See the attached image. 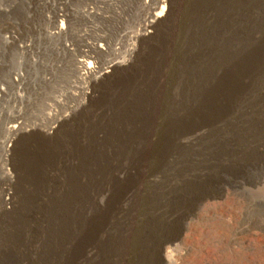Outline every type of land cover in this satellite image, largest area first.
<instances>
[{
    "label": "rangeland",
    "instance_id": "obj_1",
    "mask_svg": "<svg viewBox=\"0 0 264 264\" xmlns=\"http://www.w3.org/2000/svg\"><path fill=\"white\" fill-rule=\"evenodd\" d=\"M145 1L0 0L1 38L13 33L18 44L30 43L33 49L24 56L16 45L4 47L0 38V87L6 91L0 111L19 114L23 127L32 130L23 142L62 119L59 140L45 144L54 151L59 147L48 161L50 176L39 180L38 191L23 205V223L16 214L18 196L6 206V217L0 215V245L23 247L17 259L11 250L8 264H64L61 249L72 246L81 226L75 212L80 223L85 211L90 214L108 200L104 226L71 264H264V70L221 120L203 127L199 138L192 133L188 143L186 135L182 141L187 143L139 164L132 162L140 155L137 147L148 143L141 127H127L123 138L128 142L118 159L110 155L102 181H95L101 175L93 166L99 158L77 168V147L89 135L100 144L96 137L113 125L109 116L119 109L117 102H132L127 117L142 116V105L152 98L158 114L170 113L180 102L186 109L199 107L202 90L264 39V0H161L153 11ZM56 6L74 14L76 37L88 32L123 42L116 61L128 59L126 41L149 12H162L164 19L128 62V85L116 89L103 80L85 99L71 93L72 56L47 35ZM86 6L99 13L84 14ZM112 58L113 53L100 55L102 61ZM14 73L25 77L17 88L10 79ZM78 119L77 140L82 141L67 156L64 149L70 150L73 141L61 133ZM124 169L130 171L127 176L118 173ZM111 174L122 179L115 188ZM84 177L93 179L89 192L82 186L78 203L70 202V188ZM9 186L0 182V200Z\"/></svg>",
    "mask_w": 264,
    "mask_h": 264
},
{
    "label": "bare ground",
    "instance_id": "obj_2",
    "mask_svg": "<svg viewBox=\"0 0 264 264\" xmlns=\"http://www.w3.org/2000/svg\"><path fill=\"white\" fill-rule=\"evenodd\" d=\"M53 1L55 0H43L46 4ZM160 3L161 0H146L145 6L151 8L153 11ZM152 11L145 16L139 25V29L131 35V38L127 39V43L125 42L127 45H125V53L128 59L116 61L121 54L120 44L123 42H114L106 35L101 34H96L91 37L88 32H84L76 37L74 14L59 6H56L52 10L49 15L52 26L47 31V35L57 40L63 50L72 56L70 69L73 77V90L71 92L73 96H77L78 98L84 97L85 99L90 98L92 96L90 89L103 80H110L112 82L110 84H114L113 86L116 89L128 85L129 81L125 80L126 72H124L126 71L125 69L130 67L128 62L133 59V56L140 49L143 39L157 31L159 24L164 19L162 12ZM82 12L91 16L99 13L98 11L95 12L90 6H86ZM77 38L78 41L76 40ZM1 40L4 47L16 45L18 51L24 56L26 54L29 55L33 50L32 44L30 45V43L18 44L13 33L9 36H5L4 34ZM106 53H113L114 58L108 61H102L100 55ZM28 60L30 61V58ZM263 70L264 39L252 46L249 51V56L238 60L231 71L225 70L216 78L215 83L211 82L206 89L202 90L199 96L201 98L199 107H191L190 105L186 109L182 107L180 102L177 106L172 107L170 113L164 112L158 114L156 110L159 111V108L156 107L152 98V102L145 103V106L142 105V116L127 117L131 107L133 108L132 102H117L116 106L119 109L114 116H109L110 120H114L113 125L102 131V136L99 134L96 137L100 141V144L90 140L89 135L84 139L85 145L81 146L79 141L82 140H77L80 136V127L78 126L80 121L78 119V121L73 123L70 130L68 129L67 132L61 133L65 136L67 135V140L72 139L73 141L70 150L66 152V149H64V153H68L67 156L71 155L74 151L73 149L80 144L77 147L78 151L76 150L78 167L77 162L74 165L79 170L85 169V163L87 161L93 160L95 157L99 158L100 164L93 166H96L97 174L101 175L96 177L95 181H102L104 178L105 164L111 163L109 160L110 155L114 154L115 159H118V155L123 148L122 146L128 142V139L123 138L124 131L127 130V127H130L128 129L129 131L133 126H138L142 128L141 132L144 136L143 142L148 143V145L143 144V146L137 147V153L140 155L138 159H134L132 162L139 164L147 163L146 161L148 160L156 159L161 155L164 156V152L172 149L175 145L189 143L192 139L190 135L196 134L198 136L199 134H204L203 127L209 126L211 120H221L230 111L233 104L242 99L246 90L252 84L255 75ZM10 79L17 88L25 80V77L21 74L14 73L10 75ZM4 88L0 87V104L6 94ZM13 95L15 98L20 97L18 96V92H15ZM5 115L10 114L8 110L3 108L0 111V129L3 134V138L0 140V182L9 183L10 186L3 189L2 193H5V197H1L0 200V215L3 219L6 217V206L13 204L18 196L19 204L16 205V208H18L16 214H18L19 220L23 223V213L21 212L23 205L27 204L29 199L33 197V192L36 193L38 191L37 184L39 180H45L50 176L48 161L57 155V149L59 147L54 151V149L45 147V144H56L59 140V134L57 132L60 129L62 119H57L54 125L48 129H42L43 135H40L37 139L29 141L25 139L23 142L22 136L32 130L23 127L19 114L10 115L9 120L6 121L2 120V117ZM134 130H138V128ZM132 134L134 135L135 133L132 131ZM186 135H189L187 136V142H183L182 138ZM118 173L127 176L130 171L124 169L122 172L118 170ZM84 178L85 182L81 180L78 187L70 188V192H72V196L69 197L70 202L76 201L78 203L82 195V186H84L85 191L89 192L88 189L91 188L93 179L91 177ZM110 180L115 188L118 181L121 182L122 179L116 174H111ZM23 182L26 183L25 187L22 185ZM105 197L103 196L100 202L105 201ZM108 203L109 200L105 203L96 204L95 211L90 214L85 211L82 214L83 221L80 223L77 221V211L75 212L76 226L81 225L74 235L73 240L75 239V242L70 248L61 249V256L67 264H71L70 262L74 260L78 253L85 252L95 234L96 236L98 235L106 220ZM22 248L18 249L8 243L0 245V264H8L7 260L11 258V250L12 257L17 259Z\"/></svg>",
    "mask_w": 264,
    "mask_h": 264
}]
</instances>
